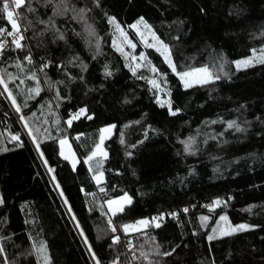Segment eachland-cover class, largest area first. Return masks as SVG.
<instances>
[{"label": "trees", "instance_id": "trees-1", "mask_svg": "<svg viewBox=\"0 0 264 264\" xmlns=\"http://www.w3.org/2000/svg\"><path fill=\"white\" fill-rule=\"evenodd\" d=\"M17 12L34 62L16 46L0 58V264H264V61L232 64L264 48V0H25ZM137 22L177 72L206 67L214 79L185 88L149 47L131 69L113 26ZM93 87L99 113L67 131ZM105 126L107 157L87 160ZM124 197L117 234L107 205ZM161 214L159 227H122ZM220 222L247 228L218 235Z\"/></svg>", "mask_w": 264, "mask_h": 264}, {"label": "rangeland", "instance_id": "rangeland-1", "mask_svg": "<svg viewBox=\"0 0 264 264\" xmlns=\"http://www.w3.org/2000/svg\"><path fill=\"white\" fill-rule=\"evenodd\" d=\"M130 30L132 31V33L131 31H127L126 29H123L119 26L114 25L112 43H113V47L126 60H128L129 65L131 66V69H133L134 71H137L143 67V63H141V61L143 62V59H145L144 52L146 48L148 47L154 48L155 50H157L163 56L166 63L170 65L169 61H172V60L170 58L168 49L165 50V48L163 47L164 44L155 36L152 29L148 25L144 24L143 22H137L135 25H133L130 28ZM132 37H134L135 39H133ZM138 47H141V51L139 53L136 52ZM260 61H264V48L258 51H255L249 57L237 60L233 62L232 64L235 69H241V68L252 66ZM237 62H240V63H237ZM200 68H206V67H200ZM200 68H195V69H200ZM192 70L193 69L186 71V72H191ZM152 74H153V70L150 71V76H152ZM223 74H226V73L223 72ZM185 79L191 84V86H195V85H202V84L209 83L214 79V77L211 75L209 71H207L206 73L205 72H193L191 76L186 77ZM154 80L155 79H153L152 81ZM181 82L184 86V82L183 81ZM97 90H98V87H93L90 93L87 96H85L82 100H80V102L78 103V106L80 108L84 107L87 110L88 114L92 117L99 113V110L93 100V94L96 93ZM105 129H109V130L104 131ZM111 132H112L111 126L107 128L106 127L103 128V131L100 136V142L98 144L100 145V149L97 150L96 148L95 156L102 157L105 155L106 150L104 148V142H105V139H107L110 136ZM102 137H103V140L101 141ZM66 144H67V141L61 144V150L63 151L61 155L64 158L67 157V160L71 162L72 164H74L75 159H74L73 153L71 156V155L66 154L64 151ZM67 146H68L69 151L72 152L71 151L73 150L72 146L71 145L70 146L67 145ZM96 181L99 182L98 177H96ZM126 202L129 203L128 197H125L124 199H121L120 201H117L111 204L109 203L107 205L108 213L113 216V214L116 211L120 210L125 205ZM240 225H245V224H240ZM238 226L230 227L227 223L220 222L216 227V233L218 235H225V234L233 232V229H238Z\"/></svg>", "mask_w": 264, "mask_h": 264}, {"label": "snow or ice", "instance_id": "snow-or-ice-1", "mask_svg": "<svg viewBox=\"0 0 264 264\" xmlns=\"http://www.w3.org/2000/svg\"><path fill=\"white\" fill-rule=\"evenodd\" d=\"M25 4V0H3V6L2 8H0V12H4L7 14V19L8 21L11 23V27L13 29V31H8L7 28L3 27V26H0V36H3L5 34L9 35V36H13V43L16 45L17 48H22L23 45L21 44V41H23L25 39V36L23 35V33L21 32L19 26H18V23L17 21L19 19H21V15L20 13L18 12H15V9L17 8H20L22 5ZM97 4H98V0H97ZM27 11L29 12H32L34 11V9H32L31 7H28L27 8ZM80 13H84L85 12V9H80L79 10ZM14 13H15V18H14ZM26 19V18H25ZM143 20V18H141V21ZM110 22H114V18H110ZM31 22L28 21V24H30ZM41 23H44V21H41ZM24 31H27V27L24 29ZM60 39H63V35L61 34V36L59 37ZM163 47L165 48V50H167V45H163ZM5 48V43L4 42H0V53L3 52ZM167 58V57H166ZM25 59L29 62V63H32V58L31 56H26ZM237 63H240V62H237ZM169 64H170V67L172 68V71L173 72H177V69H176V65L174 62L172 61H169ZM19 66V65H18ZM48 67V64H44L43 67L40 69L41 71H43V68H46ZM153 71H156V69H153ZM207 68H200V69H193L191 72H182V73H179L177 72V75L180 77L181 81L184 82V86L185 87H190L191 84L185 79L186 77H189L193 74V72H207ZM110 74V73H109ZM35 78V77H33ZM207 82V81H205ZM151 83H153L154 85L156 84L155 81H151ZM0 85H3L5 90H7V83L5 82V79L3 76H0ZM30 91L32 92H36L38 93V89H31ZM9 95L11 96V92H9ZM12 103L13 104H16V100H15V97H13L12 99ZM16 111L17 112H20L21 111V108L19 105H17L16 107ZM81 112H84L85 109H81L80 110ZM173 115H175V112L172 113ZM75 118V117H73ZM91 118V117H89ZM21 119H25V117L21 116ZM68 124L70 125L71 124V120L68 121ZM231 126V125H230ZM109 129H105L104 131H108ZM13 139L14 140H19V136H13ZM103 140V137L101 138V141ZM65 143V141H61V144ZM37 147H39V145L37 144ZM100 149V145H97V150ZM93 156L96 155V152L94 151L92 153ZM106 155V153H105ZM65 159H67V157H65ZM89 159H91V157H89ZM50 171H52V169H50ZM103 191V189H101ZM129 201L131 198H128ZM3 203V199L2 197H0V204ZM109 203L111 204L112 202L109 201ZM220 201H216V204H219ZM121 211H123V209H121ZM185 212H187L188 210L187 209H184ZM153 219H162V217H159V218H153ZM221 219H226L225 217H221ZM108 223L111 225L112 224V221L109 220ZM149 223V221L147 220H139V221H136L135 224H124L122 227L124 229V231L127 233L129 229H134V230H138L136 229V225H147ZM157 227H159L160 225L157 224L156 225ZM239 229L241 230H244L247 228L246 225H239L238 226ZM117 231V227L115 225L112 226V232L115 233ZM233 231H236V229H233ZM209 240L213 239L212 236H209L208 237ZM120 240V237L119 236H115L113 237V242H119ZM130 243V242H129ZM45 248V246L43 244H41L40 248L38 249V251H43ZM174 251V250H173ZM0 252H3V247L0 246ZM172 253L171 252H165L164 255H171ZM146 255V254H144ZM93 256L95 257V253H93ZM96 264H101V261L99 259L96 260ZM113 264H118L117 261H113Z\"/></svg>", "mask_w": 264, "mask_h": 264}, {"label": "built area", "instance_id": "built-area-1", "mask_svg": "<svg viewBox=\"0 0 264 264\" xmlns=\"http://www.w3.org/2000/svg\"><path fill=\"white\" fill-rule=\"evenodd\" d=\"M15 12H17V9H15ZM14 18H15V13H14ZM17 23H18V26H19L21 32L25 36V39L23 41H21V44L23 45L22 49L27 51L28 56H31L32 62H34L33 56H32L31 51H30L29 42H28V39H27V32L24 31L25 28L20 23V19L17 21ZM3 27L7 28L8 31H13V29L11 27V23L9 25L3 26ZM12 41H13V36H9L7 34H5L3 36H0V42H4L5 43V48H4L3 52L0 53V58L2 57V55L4 53L9 52L12 46H16ZM0 89H1L4 97L8 100L7 95L2 90L1 86H0ZM8 102H9V100H8ZM81 109H85V108L84 107L83 108L78 107L77 110L71 114L70 118L68 119V121L71 120V124L69 125L68 121H67V131H69L70 129L74 128L75 126H77L81 122H85V121H88V120H91V119L94 118V116L92 117V116H90L88 114L86 109H85L84 112H81L80 111ZM73 117H75V118H73ZM89 117H91V118H89ZM162 216H163V214H161V217ZM153 218H158V216L157 215H152V216H147V217H144L142 219H139V220H147V221H149V223L147 225H136V229L145 230L151 224H154V225L159 224V220L158 219H153ZM107 220L108 221L109 220L112 221L111 226H113V225L116 226L115 222L112 219V215L109 214V213L107 215ZM139 220H136V221H139ZM136 221H134L132 224H135ZM116 233L118 234V231H116ZM118 236L120 237V235H118ZM120 239H121V237H120Z\"/></svg>", "mask_w": 264, "mask_h": 264}, {"label": "crops", "instance_id": "crops-1", "mask_svg": "<svg viewBox=\"0 0 264 264\" xmlns=\"http://www.w3.org/2000/svg\"><path fill=\"white\" fill-rule=\"evenodd\" d=\"M105 127L107 128V127H110V126H105ZM105 127H103V128H105ZM111 127H112V132H113V126H111ZM103 128L101 129V133H102V131H103ZM112 132H111V134H112ZM111 134H110V136H111ZM100 136H101V134H100ZM110 136H109V137H110ZM109 137H108V138H109ZM108 138H107V139H108ZM107 139H105V141H106ZM61 141H62V140H61ZM61 141H60V143H59V146H60V154L63 153V151L61 150ZM63 141H67V144H66V146H65V148H64L65 153L68 154V155H71V156H72V153H73V155H74L75 163L72 164V163L70 162V164H71L72 166H75V165L78 163V159H77L76 153H75V151H74V148H73V146H72V144H71V142H70L69 139H63ZM99 142H100V137H99L98 144H99ZM104 143H105V142H104ZM98 144H97V145H98ZM67 145H69V146L71 145V146H72V148H73V150H71L72 152L69 151ZM97 145H96V147L94 148V150L92 151V153L96 150ZM72 148H71V149H72ZM92 153H91L90 156H89V157H91V159H95V158H102V159H104V158L107 157V152H106V155H104V156H102V157H100V156H93ZM61 156H62V155H61ZM62 157H63V156H62ZM63 158H64V157H63ZM64 159H65V158H64ZM91 159H90V160H91ZM66 160H67V159H66ZM87 160H89V158H88ZM67 161H68V160H67ZM96 177H98V181H99V182L96 181ZM94 180L96 181V183H101V182L103 181V175H102V174H97V176L94 177ZM124 198H125V197H124ZM124 198H122V199H124ZM120 200H121V199H120ZM120 200H118V201H120ZM114 202H117V200H116V201H113L112 203H114ZM125 204H127V202H126Z\"/></svg>", "mask_w": 264, "mask_h": 264}]
</instances>
